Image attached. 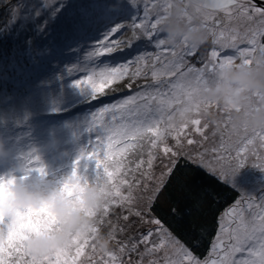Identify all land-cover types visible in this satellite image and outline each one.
<instances>
[{
    "label": "snow or ice",
    "instance_id": "6c2138e0",
    "mask_svg": "<svg viewBox=\"0 0 264 264\" xmlns=\"http://www.w3.org/2000/svg\"><path fill=\"white\" fill-rule=\"evenodd\" d=\"M131 2L135 6L137 0ZM211 4V12L202 26L211 35L214 47L201 67H196L187 59L197 57L198 47L187 42L172 45L166 38H159V33L163 32L162 21L173 6L171 0H157L151 10L145 5L143 18L137 23L136 16H132L129 24L116 22L123 11L120 5H102V18L99 19L87 16L75 19L71 13L73 6L66 8L63 2L51 11V17L60 14L58 23L64 26L63 46L76 51L85 49L83 60L65 71L68 75L73 71L86 73L83 78L67 86L71 93L78 92L83 96L86 104L96 100L98 95H104L107 87L125 78L130 80L127 87L131 89V81L147 77L149 70L155 87L147 85L144 91L136 95L105 105L92 112L85 121L86 131L95 133V140L90 138L88 147L75 160L73 171L67 179L79 177L85 183L107 189L108 199L97 213L91 230L83 237H74L65 250L49 257L34 258L28 252V238L49 228L55 230L59 222L48 212L25 210L30 221L22 224L0 223V264H125L122 257L132 252L139 257L136 264H145V257H148L147 264H264V195L257 197L242 192L236 181L250 157L255 161L252 166L264 171V127H234L228 114L230 108L221 109L227 114L222 122L227 139L222 138L218 147L195 155L183 154L242 193L240 199L218 219V231L209 255L204 259L197 257L173 235L161 218L153 214V205L166 185V178L172 176L176 161L182 155L180 149L184 144H201L192 138L189 128L194 129L203 141L209 139L206 134L209 123L202 121L212 107L219 109L220 106L211 105L203 97V90L218 80L225 66L233 65L237 60L250 65L258 53H264V6L258 5L256 0H211ZM61 9L64 11L61 12ZM18 11L19 7L14 9V12ZM218 12L223 13V21L217 18ZM34 14L38 17L40 11ZM22 19L26 20L27 17ZM186 19L192 22L190 15ZM15 22L13 19L12 23ZM47 25L46 20L37 30L44 32ZM125 27L132 30V39L140 38L137 30L150 42L155 38V47L162 51L159 54H140L133 61L117 66H110L107 62L100 66L97 61L101 57L122 50L124 42L110 38ZM89 41H92V45L86 48ZM127 45L132 46L131 39ZM51 48L52 58H55L57 45L53 44ZM227 49H232L234 54H227ZM40 55L42 61L46 60L47 49ZM133 63L136 65L135 71H130ZM33 74L36 77L34 98L44 101L52 95H66L63 74L47 72L44 63L37 66ZM53 84L57 86L53 87ZM251 97V108L258 110L264 107V90L253 92ZM52 111L59 112L60 109L55 107ZM177 114L179 125L172 122ZM213 123H216V131H219L221 122ZM215 134L214 131L212 135ZM169 137L175 141L173 146L167 143ZM157 152L168 158L167 164L162 163L159 177L154 174ZM209 152L211 158L206 159ZM23 160L25 174L20 179L26 180L32 173L48 176L35 149L23 154ZM82 161L95 163L96 177L93 182H89L85 174L88 166L84 165L82 169ZM136 190L141 195H135ZM114 208L127 212L120 217L126 224L131 216H135L141 224L152 227L140 233L137 239L121 242L116 251H107L101 246L97 258V245L90 244V241L96 239L98 225L104 223V218ZM120 231H126V228L121 227ZM109 236L115 239L113 233ZM141 246L143 251H140ZM86 249H89L88 253ZM237 254L242 255L237 258ZM128 264H132L130 258Z\"/></svg>",
    "mask_w": 264,
    "mask_h": 264
},
{
    "label": "rangeland",
    "instance_id": "374dc122",
    "mask_svg": "<svg viewBox=\"0 0 264 264\" xmlns=\"http://www.w3.org/2000/svg\"><path fill=\"white\" fill-rule=\"evenodd\" d=\"M61 2L65 4L66 8L68 7V5L73 6L71 9V13L72 17L75 19H81L85 16L91 19H99L102 18V5H120L123 8L122 12L127 16V20L124 21V23L129 24L131 23L132 16H136V21L138 23L144 16L145 5H147L148 9L151 10L152 4L156 3L157 0H137L135 6H133L131 0H0V6H7L8 9L6 10L10 9V13H7V16L5 18L0 19V23H5L4 27H2V38L7 39V42L10 39L12 41H15V43L12 45V51L10 53H6L8 51H4L6 50L5 46H2V44L0 43V132H5L4 134H2L3 136L5 134H9V132L12 131L16 132L23 130L22 127H24V125H27L28 123H31V120H33V122L37 121L33 116L30 118V111L32 109L24 101V97H28L31 95L32 89L36 82V77L33 74L36 67L41 63H44L46 64L47 72H49L51 71V67L53 64H55V66L61 64L62 66L59 68L57 73H64L65 75H67L68 73L65 71V69L75 64L74 60H69L67 63H64L65 57H63V55L66 54L73 57L78 51L69 49L62 44L64 26L58 23L60 21V14L57 13L55 17L50 16L51 11L54 8L58 7L59 3ZM171 2L174 3L175 0H171ZM256 3L260 6H264V0H259V2L256 0ZM18 7L20 8V11L14 12V9H17ZM37 10L40 11V15L38 17L34 14ZM63 11L64 10L61 9V12ZM25 16L27 17V19H22V17ZM216 16L221 21L224 20L223 13L218 12L216 13ZM13 19H15L16 21L15 24L12 23ZM152 19H155L154 15L152 16ZM46 20L48 21V25L45 31L39 32L37 30L38 26L43 24ZM139 32L140 30H137V35L140 38L132 39V30L127 27L125 33L123 32L119 36L118 40L129 41L131 39L132 41H134V43H139L138 45L135 44L134 48H137L138 46V49L140 50L139 47H142L144 45V49L148 51V54H157V50L159 49L153 46L155 45V38L150 42L142 35V33L139 34ZM165 35L166 34L164 32L159 33V38H165ZM53 44L57 45V53L55 55V58H52L53 53L51 46ZM244 46L245 45H241V47ZM212 47H214V45L212 43V37H210V39L206 43L200 45L197 48V57H191L187 59L192 64H195L196 67H201L203 63L206 62ZM45 49H47V59L42 61L40 54ZM82 51L84 52L85 49L82 48L79 50V52ZM133 51L134 50H132L131 52L133 54L132 56L134 57ZM118 52L119 50L111 54L110 57H113L114 55L116 56L117 54H119ZM226 53L234 54V51L232 49H227ZM236 62L239 63L240 61L237 60ZM149 64H151V61H149ZM113 65L116 66L119 65V63H114L110 66ZM141 80L144 81V83L141 82V84H139L138 81V83L136 84L137 86H134L135 88H137L136 90L119 95L115 103L129 96L136 95L137 93L144 91L145 86L147 85H153L150 73L147 77L142 78ZM57 84H55L53 87H56ZM153 87L155 86L153 85ZM7 92H10V94H12V96L8 99L6 98ZM64 92L66 95L60 96L64 104L62 103L60 106H58V108L60 109L59 113H61V111H63V109H65L67 105H71L74 101L79 100L77 99L78 95L76 93H71V89H69L68 87L64 88ZM81 99H83L82 96ZM55 107L52 106L51 109ZM40 109L47 110L49 108L45 105L43 107H40ZM221 109L222 107H220L219 109L215 106L212 107L209 111L215 114V120L209 118L208 116H205L202 121V123H209V128L206 130V134L209 136V139L207 141H203L200 135L194 132V129H192L191 127L189 128L188 131L191 132L192 138L200 141L201 144L192 146L184 144L183 148L180 149L182 155L178 160H180L181 158H186L185 155H183L184 153L195 155L196 153H199L201 151H205L213 147H218L222 138L227 139V133L222 123L227 114L223 113ZM17 111L21 112V115L19 116L20 118L13 117ZM173 111H175V108L173 109ZM90 115L91 113L86 115L85 117L78 116V118H81L82 123L86 125L85 121L90 118ZM172 122L177 125L180 124L178 114ZM213 122H221L219 131H216V123ZM32 126L36 129L35 132H38V134L42 131L41 124L39 126L38 124L34 123L32 124ZM65 131L66 124L60 127L49 129L47 138L43 139L44 142H42L41 145H36L35 141L29 144L26 143L25 152L20 154L17 160V164L12 165L11 167L7 166V172L10 173V171H15L17 175H22L19 172V165L24 163L23 154H26L27 152L35 149L36 153L40 156L42 164L47 168V184L52 187L58 186L63 179L71 175L75 160L80 156L81 151L88 147L90 138L92 137V139L95 140V133H88L86 138L84 136V138L79 140L82 142V144L79 146V149L77 151L72 150L71 152H68V155H63V153L65 152L64 147H67L65 145L66 139L64 138ZM214 131L216 132V134L213 136L212 133ZM36 136L37 135H35L34 138ZM167 143L169 146H173L175 144V141L171 137H169ZM60 147V150L55 149ZM14 154L19 153L14 152ZM211 155V152H209L206 156V159L211 158ZM157 156L158 158L154 163V174L156 177H159L160 172L162 171V163L167 164L168 158H164L160 152H157ZM69 161H72V163H70L72 164L71 167H69L67 164V162ZM254 162L255 161L250 157L248 160V164L243 169H241L236 178V181L242 192H247L250 195L259 197L260 195H264V171L253 167L252 164ZM84 165L88 166L87 173L85 174L88 176L89 182H93L96 177L95 163L82 161V169ZM137 176H139V173H137ZM38 179V173H32L27 179V183L31 185ZM135 195L139 196L141 195V192L139 190H136ZM241 195L242 193L238 192L236 200L240 199ZM234 202L228 205L223 210V212L220 214V217L226 209L234 204ZM142 204L143 202L141 201V206ZM122 214L126 215L127 212L120 208H114V210L110 211L109 216L104 218V223L98 225L99 236H96L95 240L90 241V244L95 243L97 245V258H99V250L101 248V244L98 242L100 238H107L108 240L107 246L103 247L105 250L116 251L119 248L121 242H126L130 239H137L140 233L146 232L148 228L152 227L151 225L141 224L139 218L135 216H131L126 224V222L120 218ZM129 224L131 225V227H128ZM121 227H125L126 231L121 232ZM114 229L115 231H113ZM110 233L114 234L115 239L110 238ZM140 251H143V246L140 247ZM88 252L89 249H86V253ZM208 255L209 251L205 257H207ZM241 255L242 254H237V258H240ZM129 258L131 259L132 264H136V261L139 257L136 252L125 254L122 257L125 264H128ZM147 260L148 257H145V264H147Z\"/></svg>",
    "mask_w": 264,
    "mask_h": 264
},
{
    "label": "clouds",
    "instance_id": "9594fccd",
    "mask_svg": "<svg viewBox=\"0 0 264 264\" xmlns=\"http://www.w3.org/2000/svg\"><path fill=\"white\" fill-rule=\"evenodd\" d=\"M212 9L211 0H175L161 27L165 38L172 45L187 42L199 47L211 35L202 26ZM192 17L189 23L187 16ZM264 90V53H258L250 65L235 63L225 66L218 80L202 92L211 105L230 108L228 113L234 127L244 125L264 127V107L258 110L250 107L251 94ZM206 116L215 120V114L208 111ZM11 155L6 139L0 135V162ZM63 155H68L67 151ZM47 170V168H46ZM19 172L25 174V164L19 165ZM15 171L0 175V223L7 221L22 224L30 221L25 210L48 212L58 227L49 228L27 240L29 254L34 258H45L67 249L74 237H83L95 224L97 213L108 199L107 189L85 183L79 177L65 178L58 186H49L47 176L38 174L39 179L31 185L20 179ZM99 236V233L97 234ZM102 247L107 238H100Z\"/></svg>",
    "mask_w": 264,
    "mask_h": 264
},
{
    "label": "trees",
    "instance_id": "16d2710c",
    "mask_svg": "<svg viewBox=\"0 0 264 264\" xmlns=\"http://www.w3.org/2000/svg\"><path fill=\"white\" fill-rule=\"evenodd\" d=\"M6 9H8L7 6H0V19L5 18L7 13H10V9ZM126 20L127 16L121 12L117 17L116 22H124ZM4 25L5 23H0V43L2 46H5L6 50L4 51L10 53L15 41L10 39L7 42V39L2 38V27H4ZM126 29L127 27L121 29L120 32L116 33L110 39L118 40L119 36L123 32L125 33ZM140 33L141 32H139V34ZM123 42L122 50H119V54L116 56L114 55L113 57H101L97 63L100 66H103L106 62L109 65L114 63L120 64L133 61L137 55L148 53V51L144 49V45L139 47V50L138 46L137 48H134V45L137 44L134 43V41H132L131 47H128L127 45L128 40H123ZM91 45L92 41H89L85 47L88 48L91 47ZM153 46L155 47V45ZM132 50H134V57L132 56ZM161 51L162 49L157 50V54ZM83 56V51L76 52L73 57L65 54L63 55V57H65V62H63L67 63L69 60H74L75 64H77L83 60ZM134 65L135 64L133 63L130 66V71H135L136 65ZM61 66V64H58L57 66L53 64L49 73H54L55 75L63 74L64 80L62 83L64 84V88H67V86L76 78L80 77L79 79H81L86 75V73L81 71H73L71 75L57 73ZM142 78L145 77L142 76L131 81V89L127 87L130 80L125 78L124 80L107 87L104 95H98L96 100L87 104L84 102V97L82 96L83 99H81V95L77 92V99L79 100L74 101L71 105H67L61 113L54 112L51 109L52 106L58 107L63 103L59 95H52L46 100L40 101L32 96V89L31 95L24 97V101L32 109L30 111V118L33 116L37 121L33 122V120H31V123L22 127L23 130L16 132L12 131L9 132V134L4 135L11 155L6 161L0 162V175H7L9 173L7 172V166L11 167L12 165L17 164L20 154L25 152L26 143L29 144L35 141L36 145H41L42 142H44L43 139L47 138L49 129L60 127L64 124H66L64 137L66 139V144H64L67 146L64 147V150L67 151V153L72 150L77 151L82 144L79 140L84 138V136L86 138L88 134L86 131L87 126L82 123V119L78 118V116L85 117L106 104L115 103L119 95L136 90L137 88L134 86L138 81L139 84H141V82L144 83V81L141 80ZM54 85L55 84H53V86ZM11 96L12 94L7 92L6 98L8 99ZM45 105L49 109H40V107ZM20 115L21 112L17 111L13 117L17 118ZM34 123L39 126L40 124L42 125V131L39 134L38 132H35L36 129L32 126ZM4 133V131H1L0 135ZM35 135L37 136L34 138ZM55 149L60 150L61 147ZM14 152H18L19 154H14ZM70 163H72V161L67 162L69 167L72 165ZM237 196L238 191L234 190L229 184L219 179L216 175L208 172L198 163L195 164L186 158H181L176 162V167L172 176L166 179V185L153 205V214L158 218H161L165 226L173 233V235L190 248L197 257L204 258L210 250L214 237L217 234L220 214L228 205L236 200Z\"/></svg>",
    "mask_w": 264,
    "mask_h": 264
},
{
    "label": "water",
    "instance_id": "95a60500",
    "mask_svg": "<svg viewBox=\"0 0 264 264\" xmlns=\"http://www.w3.org/2000/svg\"><path fill=\"white\" fill-rule=\"evenodd\" d=\"M259 2V0H257Z\"/></svg>",
    "mask_w": 264,
    "mask_h": 264
}]
</instances>
